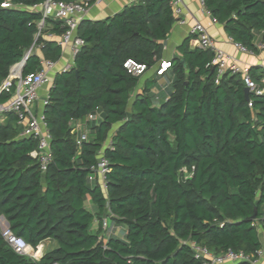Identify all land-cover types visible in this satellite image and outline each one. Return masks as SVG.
Masks as SVG:
<instances>
[{
  "label": "trees",
  "instance_id": "obj_1",
  "mask_svg": "<svg viewBox=\"0 0 264 264\" xmlns=\"http://www.w3.org/2000/svg\"><path fill=\"white\" fill-rule=\"evenodd\" d=\"M43 1L0 0V82L32 45L23 74L36 71L41 58L60 59L62 46L45 35H60L65 24L46 19L36 35V6ZM5 2L10 5L1 6ZM204 6L233 42L253 52L256 41L264 44V0H204ZM174 22L170 0H138L103 19L79 21L83 43L72 67L54 74L43 109L51 135L44 171L31 154L35 138L19 136L17 116L7 113L0 121V216L33 249L56 243L32 258L17 253L0 231V264H201L190 241L216 254L232 249L252 258L263 248L264 263L258 231L264 93L246 96L240 74L217 78L212 52L192 47L189 34L162 74L169 83L165 96L156 102L150 91L156 72L133 94L140 76L124 62L146 70L157 65ZM260 69L250 66L248 74L262 87ZM97 109L101 119L78 147L71 120ZM100 152L108 162L105 188L88 182ZM104 217L125 228L123 237L99 236Z\"/></svg>",
  "mask_w": 264,
  "mask_h": 264
},
{
  "label": "built area",
  "instance_id": "obj_2",
  "mask_svg": "<svg viewBox=\"0 0 264 264\" xmlns=\"http://www.w3.org/2000/svg\"><path fill=\"white\" fill-rule=\"evenodd\" d=\"M99 3L101 0H94ZM203 8L204 0H198ZM10 3H2L1 6L7 7ZM172 14L175 18V23L184 24L185 18H182L184 5L183 0H170ZM40 11L41 17L37 22L38 36L45 26L46 19L61 20L66 29L60 35L47 33L45 38L55 40L62 46V50L69 47L74 56L80 49L83 41L76 35V28L81 19H83L88 11V4L82 0H44L40 5L36 6ZM189 34L193 36L194 44L201 49H209L212 52L210 66L217 70V78L225 72L231 74H240L242 81L250 91L256 94L264 93V86H258L248 74V69L241 67L236 60L217 46L215 40L209 34L206 27L200 22H194ZM36 36V37H37ZM234 47L243 53L253 54L254 52L247 49L240 43L233 42ZM257 48L264 50V44L258 43ZM34 46L32 45L23 55L22 59L12 65L9 69L8 76L0 82V95L6 94L7 97L0 100V116L2 114L14 113L17 116L20 126L19 136H32L37 141V148L31 153L44 171L51 161L50 139L51 135L47 128L44 116V106L48 102L49 90L46 91L43 97L40 96L39 90L42 86L52 84V76L55 74V63L52 60L41 58L39 68L34 72L27 74L22 73V66L27 57L32 53ZM169 61L162 60L156 73L162 75L166 68L169 67ZM124 67L128 72L136 76H141L146 71V66L135 62L134 60H126ZM65 70V69H64ZM264 83V78L262 79ZM36 102L41 103L39 110H35L33 105ZM252 103L249 102V106ZM101 119L99 110L88 113L80 119L71 120V132L75 134L76 145L79 147L82 142L91 138L90 126L92 123H97ZM108 170V162L103 153L100 152L96 164L91 166V174L88 176V182L91 184L98 180L99 184L105 188L106 172ZM117 225L111 224L107 217L101 219L100 228L104 234H113V230ZM1 235L4 240L19 254H25L32 258H38L41 252L37 246L36 249L30 247L25 240L18 235H15L9 226L6 224L0 225ZM189 245L193 251L194 258L201 261V264H233L238 261H249L251 264H257L263 260V248L255 252V258L250 257L243 251H234L227 249L221 253H214L207 247L200 245L194 241H190ZM57 264V263H53Z\"/></svg>",
  "mask_w": 264,
  "mask_h": 264
},
{
  "label": "crops",
  "instance_id": "obj_3",
  "mask_svg": "<svg viewBox=\"0 0 264 264\" xmlns=\"http://www.w3.org/2000/svg\"><path fill=\"white\" fill-rule=\"evenodd\" d=\"M86 1L88 4V11L84 18L90 20H98L103 19L107 16H111L114 13L120 11L124 6L137 2L138 0H101L99 3H96L94 0H82ZM184 11L182 18H185L186 22L184 24L173 23L170 32L165 40V50L164 56L159 61L157 65L152 68L147 69L141 76L140 82L138 83L137 87L135 88L133 94H135L138 90L141 89L144 82L148 79V77L157 71L159 68V64L162 60L169 61L172 57L179 55L178 52V45L189 35V29L194 22L202 23L206 29L208 30L209 34L215 40L218 47H220L223 51H225L228 55L232 56L236 62L243 68L249 69L250 66L260 67L262 70L264 68V50H259L254 52L253 54L243 53L237 50L233 43L229 40V36L224 31V28L221 24L216 22L210 13L201 6L198 0H183ZM191 46H195L193 40L190 41ZM258 44V41H256ZM74 56L72 55L70 48L67 47L62 50V54L59 60L55 63V73L64 71V69H68L73 65ZM53 78V76H52ZM167 80L165 75H159L157 77V81L155 85H153L150 91L156 96V102L165 96L167 91ZM50 84L44 85L40 88L39 94L43 97L47 90H49ZM41 107L40 102H36L33 105L35 110H39ZM4 119V118H3ZM3 119L0 118V121ZM86 207L91 210L95 211V206L90 201V199L86 200ZM263 212V220H264V209ZM7 224L5 218L0 216V225ZM8 225V224H7ZM99 220L96 218L92 224V229L95 231L98 229ZM258 231L261 234V240L264 244V222L263 224L259 225ZM125 232V228L123 226H116L113 230V234H117L120 237H123ZM99 236L104 238L106 235L104 232L100 230ZM50 242L52 245L56 244L54 241H47ZM42 244V243H41ZM40 244V245H41ZM38 245V246H40ZM54 248V247H53ZM49 249H52L51 247ZM48 249V250H49ZM47 251V250H46ZM45 251H41V255H43ZM257 264H264L263 260L259 261Z\"/></svg>",
  "mask_w": 264,
  "mask_h": 264
},
{
  "label": "rangeland",
  "instance_id": "obj_4",
  "mask_svg": "<svg viewBox=\"0 0 264 264\" xmlns=\"http://www.w3.org/2000/svg\"><path fill=\"white\" fill-rule=\"evenodd\" d=\"M166 80H167V78H166ZM139 82H140V79H139ZM167 82H168V80H167ZM167 86H169V83L167 84ZM168 88V87H167ZM5 115L6 114H2L1 116H0V118L1 119H3V118H5ZM264 209V204L262 205V210ZM56 246V244H54V245H52L50 242H43L39 247L40 248H38L39 250H40V252L41 251H46V250H48L50 247L51 248H53V247H55Z\"/></svg>",
  "mask_w": 264,
  "mask_h": 264
},
{
  "label": "water",
  "instance_id": "obj_5",
  "mask_svg": "<svg viewBox=\"0 0 264 264\" xmlns=\"http://www.w3.org/2000/svg\"><path fill=\"white\" fill-rule=\"evenodd\" d=\"M182 62H183V60H181ZM245 92H246V96H247V94H248V92H249V89L247 88V87H245ZM255 215H256V212L254 213V215H253V218L255 217ZM7 222V221H6ZM7 224H8V222H7Z\"/></svg>",
  "mask_w": 264,
  "mask_h": 264
}]
</instances>
